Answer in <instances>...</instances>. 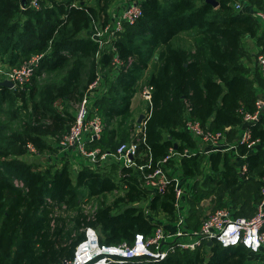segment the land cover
I'll use <instances>...</instances> for the list:
<instances>
[{
  "label": "trees",
  "instance_id": "16d2710c",
  "mask_svg": "<svg viewBox=\"0 0 264 264\" xmlns=\"http://www.w3.org/2000/svg\"><path fill=\"white\" fill-rule=\"evenodd\" d=\"M113 1L39 0L40 8L23 10L22 0H0V57L15 66L33 54L47 53L23 89L0 86L1 100H7L12 109L18 105L30 114L22 129L7 136L9 146L0 148V264H61L72 259L83 233L73 238V230L53 229L50 220L38 216L39 208L76 204L80 187L87 188L92 195L118 188L111 176L88 167L81 168L73 178L67 163L62 168H45L18 157L28 151L29 144L41 152L51 150L47 136H61L70 128L74 117L67 108L69 101L81 98L96 77L99 46L87 32L95 23L105 25L109 21ZM216 1L218 5L210 0H142L143 15L135 24L126 25L114 41L121 58L127 61L131 57L133 62L109 84V92L97 102L98 114L107 119V124L93 145L103 149L118 146L112 148L111 139L119 136L121 126H113L111 121L130 115L139 78L150 68L152 109L145 132L147 144L142 143L139 148L142 154L150 147L157 162L171 148L180 154L187 148H196L197 143L184 129L188 118L198 120L214 133L244 126L239 109L255 110L257 93L253 86L263 76L260 72L250 76V68L241 64L242 44L245 38L262 41L264 28L252 13L233 11L231 0ZM250 3L264 10V0ZM182 34L193 41L190 48L178 42ZM111 59V53L102 55L103 68L110 66ZM63 69H67V75L62 85H47L39 90V77L44 72ZM84 77L87 84L83 92H78ZM20 107L13 110V117L22 113ZM251 128L253 138H259L261 146L256 152H248L246 146L240 148L242 154H247V173L238 172V162L227 152L217 150L209 154L210 172L206 178L223 185L231 194L241 189L251 173H257L262 184L264 114ZM12 148L18 156H12ZM203 155L180 157L186 177L194 178ZM146 160L144 154L138 159ZM121 171L129 186L122 198L127 204L103 203L84 218V225L95 226L101 241L108 244L132 241L137 232L150 235L159 225L144 209L132 204L148 191L140 186L131 169L123 167ZM15 179L23 182L24 187L15 185ZM193 187L194 183L188 200L200 201L202 196L194 194ZM175 197L172 184L165 194L152 197L150 209H160L174 219ZM261 199L260 186L253 199L255 212ZM227 205L235 207L225 197L220 207ZM234 214L241 216L240 212ZM188 220L190 227L199 228L201 222L193 221L191 208ZM81 224L78 220L76 228ZM250 255L243 245L223 247L214 242L162 261L134 260L127 264H247Z\"/></svg>",
  "mask_w": 264,
  "mask_h": 264
},
{
  "label": "built area",
  "instance_id": "2783aa9c",
  "mask_svg": "<svg viewBox=\"0 0 264 264\" xmlns=\"http://www.w3.org/2000/svg\"><path fill=\"white\" fill-rule=\"evenodd\" d=\"M247 2L248 0H236L235 10L252 13L264 28V10L251 6ZM27 7L40 8L39 0H30L25 7L22 6V9L25 10ZM110 8L109 21L105 25L95 23L90 31L91 38L99 46L96 53L98 68L96 77L77 102L72 112L74 119L70 128L63 135L54 137L56 145L52 151L44 152L42 164L46 168L57 169L69 163L97 171L111 163L119 164L122 168L131 169L140 186L152 196L165 194L169 186L174 184L175 217L174 219L170 216L163 217L157 221L159 225L150 235L137 232L132 241L116 244L102 242L95 226L83 225L81 228L83 236L76 245L73 258L61 264H127L134 260L162 261L178 252L193 251L208 246V242H217L223 247L243 245L251 253L247 264L257 261L260 262L257 264H264V177L261 186L262 199L258 202L253 216H236L233 207L227 205L209 213L199 228H192L188 222L190 215L188 199L191 190L188 182L191 178L188 181V178L186 180L182 175L170 174L169 168L170 162L175 160L176 156L190 157L202 153L206 150L205 147L211 144L213 147L208 153L217 150L227 152L238 162V172L247 173V154H242L240 148L246 146L248 152H256L261 146V140L253 138L251 126L257 123L264 114L263 90L258 89L254 111L239 109L243 116L244 126H241L234 140L230 141L227 133H214L203 127L198 120L188 118L184 129L197 143L196 148H187L181 154L171 148L165 157L155 162L151 149L148 147V151L143 153L147 160L139 162L138 159L143 155L139 151L140 145L147 144L145 132L152 109L151 91L153 87L148 84L144 90V96L149 107L137 125V131L132 134L131 140L120 143L115 149H103L93 145L101 138L105 128L104 120L98 114L97 102L109 92L107 78L104 72H101V69L103 71L101 57L104 53H111L112 59L109 67L115 71L114 74L118 76L122 71L126 72L132 65L133 58L130 57L127 61L122 59L114 41L125 30L126 25L135 24L143 15L142 0H120L112 7V12ZM49 51L50 49L47 52ZM46 54H33L20 65L12 66L7 62L0 64V82L9 80L13 82L12 89H23L31 82ZM248 67L250 68L249 75L260 72L264 78V50L259 49L255 53V59ZM187 106L188 111L191 110L188 104ZM28 151L36 155L41 154V151L33 144L28 145ZM14 182L15 185L24 187L23 182L17 179ZM146 215L152 219L150 212Z\"/></svg>",
  "mask_w": 264,
  "mask_h": 264
},
{
  "label": "rangeland",
  "instance_id": "374dc122",
  "mask_svg": "<svg viewBox=\"0 0 264 264\" xmlns=\"http://www.w3.org/2000/svg\"><path fill=\"white\" fill-rule=\"evenodd\" d=\"M118 1L120 0H114L112 2L110 6L111 12L113 10L112 7L115 6V4H117ZM235 1L236 0H231L233 11H236L234 8ZM247 3L251 4L252 2L250 3V0H248ZM189 38L190 37L187 34H185L184 37H181V39H179L178 42L181 43V45L185 46L186 48H190V46L193 44V41L189 40ZM251 39L245 38L243 40L241 59H240L241 64H243V66L245 64L246 65L250 64L254 61L255 53L259 49H261L262 51L264 50V38H262V41L256 40V42H258L257 44L253 43ZM71 62L73 61H70V63ZM107 68L108 67L103 68V71L101 69V72L102 73L104 72L105 76L106 74L108 75L106 70ZM150 74H151V68L147 69L142 73L138 81L137 93L135 92L136 94H134V96L136 95V100L138 101L139 109L142 110L143 109L147 110L149 106L148 101L144 96V90L148 85ZM66 75H67V69L54 71V72H44L39 77V90L40 91L43 90L47 85H52V84L62 85L64 83ZM114 80L115 78L109 79L110 83H114ZM86 81H87V77H84L83 80L81 81L78 92L84 91V88L87 84ZM78 99L72 98V100L69 101L67 108L69 109L70 112H73V110L75 109ZM16 107H20V106L16 105L12 109L10 108L7 100H1L0 98V148H7L9 146V143L7 141V136L10 134V132L14 130L22 129L24 123L27 122L29 119L30 116L29 112H24L23 109H21L22 107L18 108L22 111V113L21 114L19 113L18 115H16V117H13V110H15ZM58 107L62 108L63 106L61 103H59ZM137 118H138L137 115L132 117L130 113V115L125 119L118 117L111 121L113 126H121L119 136L115 137L114 139H111L112 148L116 147L122 142H128L129 140H131V138L133 137L132 134L137 131V127H138ZM103 120L106 126L107 119L103 117ZM235 136H236L235 133H233L231 136V140H233ZM54 137L56 136H47V141L51 146V150L49 151H52L56 145ZM13 150L14 149L12 148L11 150L12 156H18L15 155ZM44 152H41V154L36 155L30 153L29 151H26V153L21 154L18 157L30 163L40 164L41 166L46 168V166L42 164V161L44 162ZM204 153L205 151H203V154ZM205 156L206 155H203L200 169L197 172V174L194 176V181H193L194 194H201L202 199L198 201L193 198L191 201H189L190 204L189 206L191 208L193 221L194 222L203 221V219H205V217L209 213L215 211L220 206H222V201L225 197L226 198L228 197V199H231V201L234 202L235 207L233 209L235 213L240 212L241 216H247L253 214L255 212V202L253 201L255 200V195L258 189L260 188V186H262V184L258 182L261 180V177L257 173H251L247 177V180H245V182L243 183L241 189L231 194L229 191L225 190L223 185L217 184V182H210L206 178L207 173H209L210 171H208L209 168L207 167V162L204 160ZM179 160L180 158L176 156L175 160L170 162L169 166L171 171L176 170L177 162ZM67 164L69 165V168L71 170L72 177L75 178L77 171H79L81 167L76 166L74 164H69V163ZM121 169L122 167L119 164H115V163H111L100 169L101 173L107 176H111L117 182L118 188H116L115 190L107 193H101L98 195H92L90 194V190H88L85 187H80L81 192L76 204L74 205L54 204L52 207L41 206V208H39L37 212L38 216L50 220V224L53 229L57 227H62L65 229V231L73 230L72 236L73 238H75L76 235L81 232V228L86 222L84 218L87 215H91L103 203L106 204L117 203L118 205L121 206H125L127 204L126 201H124L122 198L127 193L129 186L128 184H126V182L123 181V173ZM18 187L21 188V185ZM152 197L153 196L151 194L147 193L145 197L138 199L136 202H133L132 204L144 209L146 214L147 212H150L152 219H154L155 221H159L163 217H169L168 215H165L163 211H161L160 209H156V210L150 209ZM115 209H119V208L116 207ZM78 220L82 221L81 224L82 227L80 226L79 228H76ZM257 263L260 262L257 261L253 264H257Z\"/></svg>",
  "mask_w": 264,
  "mask_h": 264
},
{
  "label": "crops",
  "instance_id": "0c3cea01",
  "mask_svg": "<svg viewBox=\"0 0 264 264\" xmlns=\"http://www.w3.org/2000/svg\"><path fill=\"white\" fill-rule=\"evenodd\" d=\"M87 33H90V30L87 32ZM184 35L185 34H182L181 36L182 37H184ZM247 39V38H246ZM248 39H251V38H248ZM189 40H191V39H189ZM256 38H252L251 39V41L253 42V43H258V42H256ZM6 61H5V59L3 60L1 57H0V64H3V63H5ZM252 63H250V64H245V66H250ZM107 73H108V75L106 74V78H107V81H108V84H110V81H109V79H112V78H116L117 77V75H115L114 74V72L115 71H113L112 70V68L111 67H108L107 69ZM257 73H253V74H251L250 76H255ZM1 86V85H0ZM254 89H255V92L256 93H258V89H262L263 90V92H264V78L263 77H261V81H258V82H255V84H254ZM11 88V87H10ZM136 93H137V91H136ZM135 93V94H136ZM149 107V106H148ZM146 110V109H145ZM144 109L142 110V109H139V106H138V101L136 100V95L132 98V103H131V116L133 117V116H135V115H137V124H139V119H140V117H141V115L143 114L144 115V113L148 110V108H147V110L145 111ZM240 128H241V126H239V125H236V126H233V127H229L228 129H227V134H228V136H229V138L231 139V136H232V134L233 133H235V135L237 136V134H238V132H239V130H240ZM235 136V137H236ZM213 146H211V144H208V146L207 147H205V157H204V160L207 162V167L209 168V166H210V163H208L209 162V154L210 153H208V151L212 148ZM46 151H48V150H46ZM203 153V152H202ZM169 168H170V166H169ZM173 169V168H172ZM181 171H182V166H181V163L178 161L177 162V166H176V170L175 171H171V169H170V174H179V175H182L186 180H187V178H188V181H189V178L190 177H186L183 173H181ZM209 171V170H208ZM194 181V178H191V180L188 182V185L189 186H193V182ZM193 182V183H192ZM190 196V195H189ZM201 223H202V221H201ZM201 223H200V225H201Z\"/></svg>",
  "mask_w": 264,
  "mask_h": 264
},
{
  "label": "water",
  "instance_id": "95a60500",
  "mask_svg": "<svg viewBox=\"0 0 264 264\" xmlns=\"http://www.w3.org/2000/svg\"><path fill=\"white\" fill-rule=\"evenodd\" d=\"M211 2L214 3V5H218V1L216 0H210ZM28 4V0H22V6L25 7ZM1 86H9L12 87L13 86V82L9 81V80H3L2 82H0ZM144 117V115L142 114L139 122L142 120V118ZM213 242H208V245H212Z\"/></svg>",
  "mask_w": 264,
  "mask_h": 264
}]
</instances>
